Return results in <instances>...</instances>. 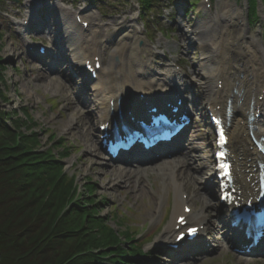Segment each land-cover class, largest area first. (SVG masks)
Here are the masks:
<instances>
[{
    "label": "bare ground",
    "instance_id": "1",
    "mask_svg": "<svg viewBox=\"0 0 264 264\" xmlns=\"http://www.w3.org/2000/svg\"><path fill=\"white\" fill-rule=\"evenodd\" d=\"M64 2L75 7L71 0H53L50 7L45 2L38 5L33 0H31V3L27 2L25 8L28 11L23 15L21 21L15 22L19 25L18 37L24 39L32 33L40 36L46 32L48 40H50L52 47H54V52H56V67H61L58 73L64 75L62 65L67 63V68L71 71L73 79L72 82L68 83L70 84V87H68L62 78H59L56 74L45 78L43 89L51 92H64L66 88L67 90H73L74 87L76 89L81 88L79 86L85 87L83 92L85 101L71 108V113H68L69 118L63 123V126L68 130H73L78 125L87 126L91 138L84 131L86 128L83 131L80 130L78 135L82 139L81 143L86 153L91 158L92 156L97 158L92 159L91 162L94 164L101 161H109L112 164L111 159L104 150L99 124L109 120L112 122L113 118L118 115V109L124 114H126V111H131L133 116L139 113L140 107L136 108L134 106L139 102L133 96L135 92L139 91L145 94L148 99H152L156 95H164L166 88L177 90L178 92L183 91L186 89L184 88L183 77L176 71L165 75L159 74L160 76L158 78L154 77V80L148 79L149 81H147L144 79L146 76L143 70V51L135 47L139 40L140 30L134 27L135 19L131 18V16L128 17L122 13V18H113L103 25L99 16L90 11L88 7L76 11L74 17L70 8L68 9L63 5ZM132 3L138 7V17L142 25H144L149 6L143 0H132ZM71 15L74 17L73 21ZM76 16L80 18V23L76 21ZM86 21V28H84L82 24ZM248 24L249 22L242 6L231 2V0H216L215 9L207 12L205 22L197 19L196 24L189 31H183L188 40L195 39L196 43L202 44L204 56L200 60L201 63L197 64L195 71V77L201 80L199 82L202 89L201 98H203V100L201 99V104H204L207 108H215L218 104L223 105L224 110L222 111L229 123L228 130L230 131L233 150L237 156H240L237 158H241L238 162L241 166L240 173L242 176H247L248 174L245 173L246 169H251L249 166L253 165V162H246L248 157L245 156L253 157L254 153H256L255 150L247 151L243 149L244 144L250 141L245 113L246 110H249L248 104L250 102L253 114L256 111L259 112V118L251 123L254 126L253 133H264V33L261 37L260 28L255 33L250 32ZM112 27L114 29L119 27V29L115 30L114 33H109V29ZM122 31H128V34H122ZM28 42L25 44L26 49L32 46ZM162 48H156V54L158 51H162ZM26 49L25 51L28 53ZM27 53L25 54L27 55ZM96 56L101 59H99L101 67L96 72V77L88 80L83 74H80L79 63L93 60ZM218 84L222 88L219 89ZM231 87L241 90V94L234 96V98L228 97L230 99V110L227 112L226 103L228 98L226 96L229 94ZM145 101L147 102V99ZM143 103L141 102V106L144 105ZM65 149L68 150V148L64 147L63 150ZM180 151V145L168 148L166 152L159 150L156 154L159 156L151 158L150 160L152 161L147 163L151 164L155 160L158 161L168 152L178 156ZM176 156L169 160H161L158 165L137 167L135 171V174L145 175L148 167L156 168V171L162 177V191L169 190L170 186L172 187L174 202L171 207L173 211L170 222L163 229L156 242V248L159 249L160 256L167 255L172 262L177 259V254L169 250L168 244L172 243L175 236L183 230V227L176 229L178 225L176 218L179 214L185 215L188 223L194 222L201 226L200 230L202 232L199 233L198 240L208 235L207 229H205L206 223H208V218L205 215L206 208L216 211L215 218L218 219V224L221 226H218V228L222 229L227 222L223 208L217 203L212 204L211 202L213 196L209 191L215 186L211 173L206 174L207 178L200 179L194 172H191V167H184L188 164L187 158L189 156H186V154L177 158ZM62 162L64 161L62 160ZM120 163L125 166L123 162ZM121 164L118 163L116 165L119 167V171H126V167ZM113 169L114 179L117 178L118 183L125 181L117 169ZM70 175V178H68L74 185L72 192H74V197L77 199L81 191H79L76 176L72 178L73 175ZM252 181L253 179L250 180V182ZM192 184H195V194L201 198L202 202L207 199L210 203L208 202L207 206L200 211L192 208L188 214L181 209L183 202L180 196L182 192L189 191ZM249 189L252 191L251 187ZM192 192L190 195H192ZM161 197V195L157 197L155 213H153L159 219L161 215L165 214L166 206L165 200L163 201ZM104 226L107 225L105 224ZM108 226L116 229L113 225ZM222 231L224 230L222 229ZM122 234L124 239L128 240L130 238L129 234L125 232ZM226 238L228 239L226 243H234L239 240L233 238L232 234L227 235ZM195 242L199 243V241ZM195 242H185L183 240L179 245L180 251L191 247L192 244L193 247L200 246V243L197 245ZM122 248L123 251L120 254L123 259L121 260L122 264H137L140 259H145L141 253L132 251L130 247L124 249V246H122ZM102 253V250L94 252L95 255ZM184 254L187 255V253ZM104 256H106L105 261L107 264L120 263L114 261V255L111 253L104 254ZM130 259H133V261ZM150 262L153 264L158 261L153 259Z\"/></svg>",
    "mask_w": 264,
    "mask_h": 264
},
{
    "label": "rangeland",
    "instance_id": "2",
    "mask_svg": "<svg viewBox=\"0 0 264 264\" xmlns=\"http://www.w3.org/2000/svg\"><path fill=\"white\" fill-rule=\"evenodd\" d=\"M71 1L75 7L65 2L63 5L68 9L70 8L72 15L79 9L88 7L90 11L99 16L103 25L113 18H122V13L128 17L131 16L135 19L134 27L140 30L139 40L135 47L143 51L144 73L147 76H152V79L154 71L170 73L169 62H167L166 57L169 58V55H171L169 51H172L174 59L181 61L189 80L192 79L196 97L199 99L202 95L199 84L201 80L195 77L197 64L201 63L200 60L204 56L202 44L196 43L195 39L188 40L183 31H189L196 24L197 19L205 22L207 12L215 9L216 0H210V7L207 9L202 5L203 0H160L161 8L149 14L152 23H149L147 29L140 22L137 12L138 7L132 3V0ZM249 1L231 0V2H235L244 9L250 32L255 33L260 28L262 37L264 33V0L258 1V15L256 17L249 15ZM27 2L31 3V0H0V9L5 11V13L0 12V110L6 112V114H3L5 124L9 128H17L19 132L26 136L27 141L36 142L34 146H31V148L36 149L35 152H51L52 158L49 160L55 164L61 162L63 172H69L68 174L65 173L67 178H70V174L73 175L72 178L76 176L81 193L75 201L86 208L88 213L90 212L93 221L91 224L95 225L97 223L101 227L106 224L108 228H112L108 225H113L118 235V244L124 246V249L132 246L142 248L147 257L140 259L137 264H151L150 261L153 259L158 261L153 264H182L179 261H170L168 256L163 255L161 257L158 253L159 249L156 248L157 238L170 222L173 211L171 207L174 202L171 186L169 190L162 193L160 183L162 177L159 176V172L153 170L156 168L147 170V175L141 179L143 182L138 184V178L132 173V169H127L124 172L119 171L118 166L111 164L109 161L93 164L91 160L97 158L94 156L91 158L86 153L81 143L82 139L78 135L80 130L83 131L86 128L84 131L91 138L87 126L78 125L73 130H68L63 126V123L69 118L68 113H71V108L85 101V96L76 87L73 90H67L66 88L64 92H51L43 89L45 78L56 74L61 78V74L58 73L56 67H49V70L44 69L45 66L38 60L31 59L28 54H25L27 53L25 44L28 41L32 39L38 42L47 40L46 33L40 36L32 33L24 39L18 37L19 25L15 22L21 21L23 15L28 11L25 8ZM52 2L53 0L46 1L45 4L50 7ZM190 2L194 4L191 5ZM118 29L119 27L115 29L112 27L109 29V33H114ZM158 30H161L162 34ZM128 31H122V34H128ZM160 47H163L161 55L154 52L155 48ZM45 61H48V59H45ZM64 68L65 66H63V71ZM72 79L68 72L62 76L63 82L68 87H70L68 83L72 82ZM194 121L192 131L197 143L191 147L188 146L184 150L186 156L190 155L187 158L186 168L191 167V172L202 179L210 162L208 161L211 146L210 131L201 118L196 117ZM2 135L0 134V139L3 140ZM64 147L68 150H63ZM45 161H48L47 158H45ZM112 168H116L125 181L122 180L123 182L118 183V179H114V169L112 170ZM7 180L0 183V200L5 203H3L4 205H9V202H12L15 207L12 208L13 210L24 212L23 204L25 200L23 201V198H26L33 191L28 189L27 193H22L26 190V182L20 179L22 182H18V179L15 181ZM113 180L115 181L111 184ZM63 184L64 182L61 183V185ZM61 185L58 188L60 193L63 190ZM195 188V184H192L187 193H189V197H192L189 200L190 205L192 207L199 205L195 207L198 209L201 208L202 203L200 202L201 198L195 194ZM22 189L23 191L20 192ZM191 192L192 195H190ZM210 194L212 193L210 192ZM159 195L166 203L165 214L161 215L160 219L153 215ZM30 202L33 201H29L27 204L29 205ZM207 202L209 201L207 200ZM211 202L212 204L217 202L215 197L212 198ZM95 205H101V207L96 206L94 208ZM16 206L18 207L16 208ZM48 206L46 205V207ZM207 215L210 218L208 229L216 237L214 247L201 256L184 260L183 264H264V259L261 257L238 256L230 250L225 243V236H222V229L218 228L217 219L213 218L215 212L210 208L207 210ZM85 218L82 223H84ZM128 230L131 234V240L130 238L128 240L124 239L122 234L123 232L127 233ZM96 232L101 233L100 230H96ZM133 234L140 235L135 238ZM108 247L110 246L107 245L102 249L103 253H106ZM113 247L115 248V246ZM116 258L114 256V261L119 259V264H122V257ZM130 260L133 261V259Z\"/></svg>",
    "mask_w": 264,
    "mask_h": 264
},
{
    "label": "trees",
    "instance_id": "3",
    "mask_svg": "<svg viewBox=\"0 0 264 264\" xmlns=\"http://www.w3.org/2000/svg\"><path fill=\"white\" fill-rule=\"evenodd\" d=\"M143 1L150 4L149 0ZM255 7L256 0H250L252 13ZM3 114L6 112L0 110V134L3 140L6 138L0 139V183L18 179L26 182L25 192H20H33L23 198L24 212L13 210L12 202L4 205L0 200V264H107L104 254L121 257L123 248L118 244L116 230L91 224L90 212L74 200V185L65 176L62 163L50 161L49 151L35 152L31 146L36 142L27 141L17 128H9ZM29 201L33 202L28 205ZM107 245L110 247L106 253L94 254ZM130 249L141 253L138 247Z\"/></svg>",
    "mask_w": 264,
    "mask_h": 264
},
{
    "label": "snow or ice",
    "instance_id": "4",
    "mask_svg": "<svg viewBox=\"0 0 264 264\" xmlns=\"http://www.w3.org/2000/svg\"><path fill=\"white\" fill-rule=\"evenodd\" d=\"M190 231H195L194 229H190ZM178 239L180 238V237H177Z\"/></svg>",
    "mask_w": 264,
    "mask_h": 264
}]
</instances>
